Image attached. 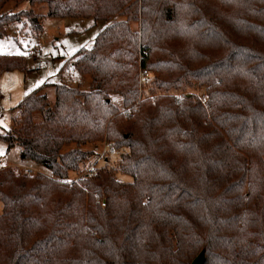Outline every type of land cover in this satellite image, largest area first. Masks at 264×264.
<instances>
[{
  "label": "trees",
  "instance_id": "16d2710c",
  "mask_svg": "<svg viewBox=\"0 0 264 264\" xmlns=\"http://www.w3.org/2000/svg\"><path fill=\"white\" fill-rule=\"evenodd\" d=\"M8 3L0 38L22 17L36 34L43 17L126 20L74 58L91 91L45 84L0 134L53 175L0 170V264H192L202 253L205 264H264V0H31L45 16L6 13ZM139 14L156 86L200 87L206 103L185 94L135 106ZM26 69L24 56L0 55V73ZM105 140L118 166L69 182L91 156L82 147Z\"/></svg>",
  "mask_w": 264,
  "mask_h": 264
},
{
  "label": "rangeland",
  "instance_id": "374dc122",
  "mask_svg": "<svg viewBox=\"0 0 264 264\" xmlns=\"http://www.w3.org/2000/svg\"><path fill=\"white\" fill-rule=\"evenodd\" d=\"M141 7V4H140ZM33 11L37 15L45 16L47 6L42 3L31 4V0H9L4 12L20 13ZM126 20L118 17L110 22H96L94 19H56L43 17L41 25L42 33L32 31L26 17L21 22L9 26L8 36L0 38V55L24 56L26 71H4L0 73V134H5L14 128L13 119L20 116L18 108L27 95L45 84H63L68 87L80 89L84 92L91 91L92 79L90 76L80 74L75 67V56L81 50H90L94 47L96 39L102 29L115 21ZM137 34V53L135 64L138 74L139 102L153 101L162 97H170L180 100L185 94H194L198 99L206 103V92L197 86L181 87L180 89L165 91L156 86L157 74L149 71L150 77L142 78L144 58L148 55L145 49L143 35V20L141 14L138 20L131 24ZM51 101L55 99V87L47 86L43 92ZM114 106L121 113H130L132 107L124 108L123 98L117 94L110 96ZM40 117H36L38 120ZM75 148L68 145L64 152ZM92 152L83 168L78 172H71L68 181L78 183L83 179L87 168L93 164L97 167L107 166L115 168L120 160V153L113 150L112 145L106 140L102 143L89 144L82 147ZM14 169L17 173H26L25 169H32L33 175L43 173L49 177L53 175L45 169L30 161H23L20 150L14 148L7 151L6 143L0 141V170ZM123 182H130L132 178L118 174ZM0 212L2 205L0 204Z\"/></svg>",
  "mask_w": 264,
  "mask_h": 264
},
{
  "label": "built area",
  "instance_id": "2783aa9c",
  "mask_svg": "<svg viewBox=\"0 0 264 264\" xmlns=\"http://www.w3.org/2000/svg\"><path fill=\"white\" fill-rule=\"evenodd\" d=\"M148 77H150L149 72H148V71H143V72H142V78H148ZM97 169H98V167H97L95 164L89 166V167L87 168L85 174L83 175V178H85V177H87V176H91V175L96 174V173H97ZM25 172H26L27 174L33 175V172H34V171H33L32 169H28V168H26V169H25ZM61 182H62V183H65L66 181H65V180H61Z\"/></svg>",
  "mask_w": 264,
  "mask_h": 264
},
{
  "label": "water",
  "instance_id": "95a60500",
  "mask_svg": "<svg viewBox=\"0 0 264 264\" xmlns=\"http://www.w3.org/2000/svg\"><path fill=\"white\" fill-rule=\"evenodd\" d=\"M192 264H205V254L202 253L199 257H197Z\"/></svg>",
  "mask_w": 264,
  "mask_h": 264
}]
</instances>
